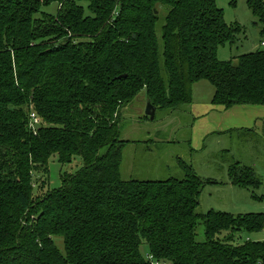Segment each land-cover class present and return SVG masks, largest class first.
Here are the masks:
<instances>
[{
	"label": "trees",
	"instance_id": "obj_1",
	"mask_svg": "<svg viewBox=\"0 0 264 264\" xmlns=\"http://www.w3.org/2000/svg\"><path fill=\"white\" fill-rule=\"evenodd\" d=\"M51 2L55 15L41 10ZM247 3L263 42L264 2ZM239 31L215 0H0V264H151L143 243L160 264H264V238L242 237L264 230L263 212H199L193 173L120 176V111L142 90L176 111L206 80L215 105L264 106V49L217 57ZM52 156L82 165L32 201ZM233 165L234 185H262L251 166Z\"/></svg>",
	"mask_w": 264,
	"mask_h": 264
},
{
	"label": "rangeland",
	"instance_id": "obj_2",
	"mask_svg": "<svg viewBox=\"0 0 264 264\" xmlns=\"http://www.w3.org/2000/svg\"><path fill=\"white\" fill-rule=\"evenodd\" d=\"M215 2L222 9L224 21L240 28L232 43L218 47V59L236 61L240 54L264 49L258 18L253 15L247 0ZM80 4L87 12V3L81 1ZM41 10L55 15L58 4L51 2L43 5ZM161 16H164V11ZM213 92L214 88L206 80L193 83L189 106L184 105V108L176 111L155 108L153 119L146 114L147 98L144 91L139 92L134 100L121 109L120 118L117 117L119 138L128 141L122 150L120 176L126 180H165L183 178L186 173H193L203 181L197 208L199 212L214 210L236 215L264 213L263 186H250V190H246L234 185L229 176V170L237 160L251 166L257 177L264 175V140L252 132L212 134L196 127L199 118L191 113L192 103L195 100L212 105ZM30 119L31 125L42 123L34 113L30 114ZM103 151L105 148H102ZM81 165L80 158L71 164L61 165L52 156L47 164V172H37L33 176L31 200H38L49 188L59 187L62 184L61 173H74ZM249 236L262 239L264 230L255 235L242 233L243 238ZM195 238L198 241L204 240L201 221L195 226ZM54 242L63 251L62 240L55 237ZM140 251L151 264H160L148 256L145 243L141 245Z\"/></svg>",
	"mask_w": 264,
	"mask_h": 264
},
{
	"label": "crops",
	"instance_id": "obj_3",
	"mask_svg": "<svg viewBox=\"0 0 264 264\" xmlns=\"http://www.w3.org/2000/svg\"><path fill=\"white\" fill-rule=\"evenodd\" d=\"M211 104L207 105L195 100L192 103L191 109L193 112L191 113L199 118L197 128L212 134L252 132L255 136L264 140V106L236 105L225 109L220 105ZM211 126L213 127L212 130ZM236 162L240 165H247L242 160ZM244 188L250 190L247 187Z\"/></svg>",
	"mask_w": 264,
	"mask_h": 264
},
{
	"label": "water",
	"instance_id": "obj_4",
	"mask_svg": "<svg viewBox=\"0 0 264 264\" xmlns=\"http://www.w3.org/2000/svg\"><path fill=\"white\" fill-rule=\"evenodd\" d=\"M154 113H155V107L147 101L146 114L153 119Z\"/></svg>",
	"mask_w": 264,
	"mask_h": 264
},
{
	"label": "built area",
	"instance_id": "obj_5",
	"mask_svg": "<svg viewBox=\"0 0 264 264\" xmlns=\"http://www.w3.org/2000/svg\"><path fill=\"white\" fill-rule=\"evenodd\" d=\"M262 186H263V189H264V176L262 177Z\"/></svg>",
	"mask_w": 264,
	"mask_h": 264
}]
</instances>
